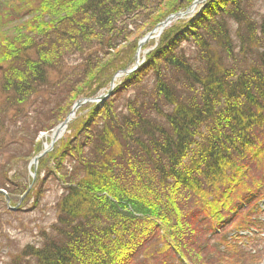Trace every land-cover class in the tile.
<instances>
[{
  "label": "trees",
  "instance_id": "1",
  "mask_svg": "<svg viewBox=\"0 0 264 264\" xmlns=\"http://www.w3.org/2000/svg\"><path fill=\"white\" fill-rule=\"evenodd\" d=\"M192 1L22 0L28 19L0 35V189L11 183L9 194L25 192L29 183L8 172L39 153L35 137L78 99L106 91L134 64L141 36ZM248 7L206 0L148 42L143 62L102 103L76 110L38 162L40 188L49 176L59 182L58 238L27 246L10 264H165L174 256L212 264L192 247L197 229L169 213L192 203L218 225L233 204L264 193V19H252ZM252 55L253 65L238 63ZM161 218L159 243L152 226Z\"/></svg>",
  "mask_w": 264,
  "mask_h": 264
},
{
  "label": "rangeland",
  "instance_id": "2",
  "mask_svg": "<svg viewBox=\"0 0 264 264\" xmlns=\"http://www.w3.org/2000/svg\"><path fill=\"white\" fill-rule=\"evenodd\" d=\"M21 1L22 0H0V35L7 33L14 26L13 24L20 25L21 21L24 22L25 20L28 19V18L26 19L28 15L27 14L28 12L26 11V8H25L26 6L22 4ZM24 1H28L33 4L37 2V0H24ZM177 1L178 0H176V2ZM182 1L184 0H179L180 3H182ZM194 1L195 0H193L188 5V7L189 6L192 7V12L186 15V18H189V17L191 18L195 14H197L198 13L197 11L201 8V5L205 2L203 1V2L197 3L194 6H191ZM243 1H246V0H243ZM187 8L183 10H178L172 13L183 12ZM248 8H250L249 14L252 19L253 17L258 18L259 20L262 17H263L262 19H264V0H249ZM166 9L168 8L166 7ZM17 10H20V11H17ZM172 13H169V14H172ZM139 17L141 18V15ZM183 18H178V19H183ZM158 23H156L152 27L153 28L156 27ZM7 27H10V28L6 30ZM131 28H133V26ZM147 28L143 27V30L147 31ZM153 28H151L150 30L148 29V30L151 31ZM233 28L235 27L231 26V29ZM149 31H147L145 34H147ZM183 46L185 47L186 52L194 53L192 52L193 50H191L193 49L191 43L186 42L183 44ZM142 47L148 50L149 49L148 42ZM146 50L142 49L140 54L145 53ZM76 61H78L77 56L69 57L68 65L73 64ZM253 61H254V58L252 55L251 57L245 56L243 61L242 59H239L238 63L241 65H244L246 69L250 65H253ZM13 130L17 132L19 130V127L16 128L15 126ZM35 138H36V141L38 140L39 145L41 147V145L45 141V136L44 135L41 136L38 134ZM261 145L259 147H261ZM18 146H19L18 143H14V147H18ZM21 153L27 154L28 150H26L25 147H23L21 149ZM45 155L47 154H44L43 157ZM32 158H33L32 156H29V158H26L27 162L21 161L20 163H15L12 171L8 172L10 178H12L13 175H15L16 173L20 174L22 182L29 183L27 190L23 193L16 192V194L15 193L9 194V192L12 191L11 189L15 188V187L11 188L12 184L10 183V186L8 188L2 189L3 193L0 192V194H2L5 198L6 196H8L10 201H12L14 204L20 203L19 205L20 207L17 211L10 210L9 208L5 209L3 199H2L3 197L0 196V264H10L12 260L14 259V257L17 255H20L27 246H33V247L39 248L43 245V243L45 242L47 238H49V241L52 239L58 238V235L56 233L58 229L54 228L53 225L57 224L58 211L56 209V203L61 195V190L59 189V182L55 178L49 176L46 180L44 179V182L41 185L42 187L40 188L38 185V182L40 179L43 178L44 173L43 171H41L39 165L37 166L39 168H37L36 170H34L32 166L30 168ZM262 161L264 165V159H262ZM262 172L263 170L260 171V173ZM249 173L252 176L259 174L258 171H253V167L249 171ZM232 177L236 178V176H234V174L232 173L229 175V179L227 180V184L225 185L226 189H225V192L223 193V196L225 198H226V195H230L229 194L230 190L234 188V184L236 181L232 180ZM28 180L29 181L31 180V183ZM29 189L33 190V192L36 191L37 195L27 196L28 193H30ZM239 194L240 193H238V195ZM258 197L259 198L256 201V206L254 207L259 212V214L257 215L258 221L256 223L257 224L263 223L262 227L260 228L261 229L260 232L264 233V195L263 194L258 195ZM11 206H14V205L12 204ZM252 206H253V198L251 199L249 208H251ZM175 208H176L175 214L174 212L169 213L171 218L173 220H176V219L180 220V221L176 220L179 223L181 221L184 222L185 220L187 222L189 221L191 222L193 227L196 229L197 227H199L198 228L199 233H198L197 239L200 243L205 244L207 250L209 251L213 250L215 252L217 250L216 245L226 244L225 242L227 243L235 242V244H237V245L231 244V248H229V250L225 252H221V249H219L218 252L220 253L215 255L216 258L226 259V264H234L235 261H237L238 256L240 255L239 251H241V252L251 253V255L253 256V261H254L253 264H264V236H261V235L259 236V234H256V237H253L251 240L250 239L247 240V237H243L242 235H240L241 234L240 230H243L244 228H246L245 226L246 224L243 223L246 220V218H241V217L244 214L250 213L251 209L245 208V210L241 211L236 218L230 219L228 221H224V223L218 226L214 224L208 217H206L205 221L198 222V225H197L196 218H194L195 215H193V213L195 214V212H198L197 215L200 213L199 215L200 217H202V215H205V214H203L200 211H197L195 206L192 203H191V206L189 207H187V205L185 206L186 210L176 205H175ZM179 211H180V214L175 216L177 212L179 213ZM168 218L166 216L165 219L168 220ZM163 220L164 219L162 218L160 220H157L156 225L152 226V228H154V233H155L154 237L153 235L152 237L156 239L155 242L161 243V240L159 238H165L164 233L166 231L164 230L165 227L163 226H165L166 221L165 220L163 221ZM248 221H251V219H248ZM248 237H251V236H248ZM234 238L237 241H233ZM147 245H149V243ZM150 246L147 247L146 249L147 252L153 251V248L151 247L153 246L157 247V244L153 243V245L151 247ZM140 255L142 254H138L137 258L142 260L143 258ZM157 259L158 258H155V261L147 260L146 262H144V264H151L150 262H153L155 264H162V262L161 261L158 262ZM245 259H247V257H245ZM173 262L174 260L172 258V259H169L168 262H166L165 264H170Z\"/></svg>",
  "mask_w": 264,
  "mask_h": 264
},
{
  "label": "water",
  "instance_id": "3",
  "mask_svg": "<svg viewBox=\"0 0 264 264\" xmlns=\"http://www.w3.org/2000/svg\"><path fill=\"white\" fill-rule=\"evenodd\" d=\"M206 0H195L193 2V4L191 6L196 5L197 3L203 2ZM190 12H192V7L186 9L183 12H177V13H173L168 15L162 22H160L152 31H150L148 34H146L140 41H139V47L142 46L143 43H145L146 41H148L151 38L155 37L158 34H160L164 28H166L172 20L178 18V17H183L184 15L189 14ZM137 64V63H136ZM135 64V67H136ZM135 67L133 69H135ZM122 72H129V71H121ZM119 75V73H117L112 81L110 82V86L109 89L107 91V93L100 95L99 97L96 98H92V99H79L75 102V104L72 107V110L69 112V114L67 115V117L64 119V121H62L59 125H57L51 132V134L49 135L50 138V142L49 144L44 143L43 145V151L41 153H39V155L35 156L32 161L31 164L34 166V168L36 167L37 163H38V159L45 153H47L48 151H50L54 145V143L61 137V135L63 134V132L65 131V128L67 126V123L69 122V120L71 119V117L74 116L75 110L83 103H86L87 101H91V102H100L103 101L105 98H107V96L110 94L111 89L113 88L114 85V79L115 77H117ZM1 193H3V190H0ZM6 201L7 203H9V198L6 197ZM13 209V207H11Z\"/></svg>",
  "mask_w": 264,
  "mask_h": 264
}]
</instances>
